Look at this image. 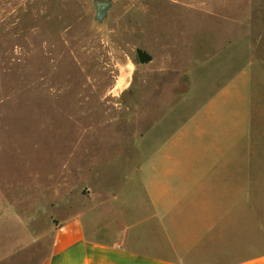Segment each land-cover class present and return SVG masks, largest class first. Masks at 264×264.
Segmentation results:
<instances>
[{
	"label": "rangeland",
	"instance_id": "rangeland-1",
	"mask_svg": "<svg viewBox=\"0 0 264 264\" xmlns=\"http://www.w3.org/2000/svg\"><path fill=\"white\" fill-rule=\"evenodd\" d=\"M230 44L233 71L218 70ZM246 65L264 86V0H0V264H43L55 226L81 211L87 169L113 172L131 117H188ZM250 209L252 255L264 200Z\"/></svg>",
	"mask_w": 264,
	"mask_h": 264
},
{
	"label": "crops",
	"instance_id": "crops-1",
	"mask_svg": "<svg viewBox=\"0 0 264 264\" xmlns=\"http://www.w3.org/2000/svg\"><path fill=\"white\" fill-rule=\"evenodd\" d=\"M231 45L218 70L233 71ZM248 70L218 78L188 117H131L114 174L102 159L87 169L81 211L55 226L43 264H264L248 249L250 208L264 200V86Z\"/></svg>",
	"mask_w": 264,
	"mask_h": 264
},
{
	"label": "water",
	"instance_id": "water-1",
	"mask_svg": "<svg viewBox=\"0 0 264 264\" xmlns=\"http://www.w3.org/2000/svg\"><path fill=\"white\" fill-rule=\"evenodd\" d=\"M109 5H110V3L105 2V1L96 2L95 8H96L97 17L102 16L105 13L106 9L109 7ZM136 55H137L139 63H141V64H144V63L149 61V57L140 50L136 51Z\"/></svg>",
	"mask_w": 264,
	"mask_h": 264
}]
</instances>
